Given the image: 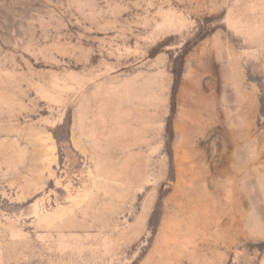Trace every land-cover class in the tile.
Returning a JSON list of instances; mask_svg holds the SVG:
<instances>
[{"label":"rangeland","instance_id":"374dc122","mask_svg":"<svg viewBox=\"0 0 264 264\" xmlns=\"http://www.w3.org/2000/svg\"><path fill=\"white\" fill-rule=\"evenodd\" d=\"M0 264H264V0H0Z\"/></svg>","mask_w":264,"mask_h":264}]
</instances>
